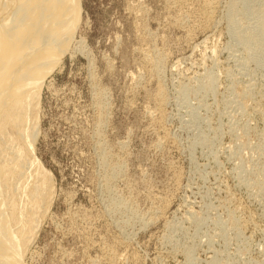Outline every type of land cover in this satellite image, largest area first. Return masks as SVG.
<instances>
[{
  "label": "rangeland",
  "instance_id": "rangeland-1",
  "mask_svg": "<svg viewBox=\"0 0 264 264\" xmlns=\"http://www.w3.org/2000/svg\"><path fill=\"white\" fill-rule=\"evenodd\" d=\"M75 1L23 109L32 149L1 129L25 172L2 199L35 215L22 264H264V47H245L264 1L239 4L242 35L232 0Z\"/></svg>",
  "mask_w": 264,
  "mask_h": 264
},
{
  "label": "bare ground",
  "instance_id": "bare-ground-1",
  "mask_svg": "<svg viewBox=\"0 0 264 264\" xmlns=\"http://www.w3.org/2000/svg\"><path fill=\"white\" fill-rule=\"evenodd\" d=\"M243 1L245 0H232L230 7L227 9V19L230 25L228 27L231 28L235 35H242L237 25V17L240 15L243 17L248 16L252 13V11H249L247 5L242 10L239 9V4ZM256 1L258 0H249L251 4ZM75 2V0H0V183L4 188L7 187L9 189V186L12 184L15 187L13 189L17 191L16 186L18 188V184L14 185L13 181L25 179L23 177L25 172L23 170L19 171V178L15 179L14 177L17 175L15 170L19 168L16 167L13 171L11 170L13 167H9L10 170L6 171L8 164L13 163L20 156L18 157L19 151H15L13 146H9L12 136L8 135V129L1 131L2 126L15 127L19 121L18 127H15L16 134L20 138L25 139L27 148L32 149L33 141L31 139L35 136V131H33L35 127L30 131L29 117L27 116L29 110L27 112L23 109L29 107L35 98L31 94L33 92L32 89H36L35 86L42 84L46 73L51 71L57 62L61 60L63 51L67 50V35L73 25L72 19L76 18V13L78 14ZM262 6L264 8V4ZM261 9L257 16L259 22L255 23L257 26L251 30L252 27L245 33L248 34L245 38V41L248 43L245 44V47L248 49L264 47V9ZM71 41L70 39L69 43ZM100 95L99 93V99H101ZM5 136L7 145L2 146V143L5 142L2 141V138ZM10 151H14V155ZM4 153L7 154V158L4 157ZM10 155L12 157H9ZM115 165L120 166L118 164ZM112 171L114 173V170ZM40 189L35 188L29 194L30 204H33V206L40 204L42 199V196L39 194ZM2 192L0 191V264H22L21 247L24 246L22 243L24 239L20 240L15 237H17L16 234L20 237L29 225L34 224V220L31 217L34 218L35 215L34 212L33 214L29 213L30 215L27 214L24 210L25 206H21V210L19 209L20 212L22 211L21 213L19 212L20 214L14 215L16 209L15 201L12 203L7 199L8 202L6 204L2 199ZM30 204L28 205V210L30 209ZM7 208L9 210L8 214H6L8 212ZM12 221L15 226H18L17 228L19 229L17 231L10 225Z\"/></svg>",
  "mask_w": 264,
  "mask_h": 264
}]
</instances>
